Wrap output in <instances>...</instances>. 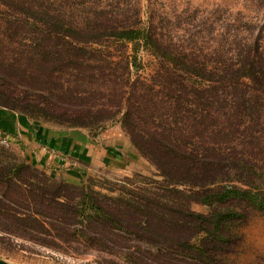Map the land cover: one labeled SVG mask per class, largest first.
Segmentation results:
<instances>
[{"label": "trees", "instance_id": "1", "mask_svg": "<svg viewBox=\"0 0 264 264\" xmlns=\"http://www.w3.org/2000/svg\"><path fill=\"white\" fill-rule=\"evenodd\" d=\"M69 5L0 0V46L10 49L0 51V107L72 127L116 120L157 172L136 174L118 198L0 163V216L37 234L79 233L134 264L222 262L246 207L264 211V63L254 51L211 62L151 26ZM140 42L158 60L148 77L132 76L140 63L129 44Z\"/></svg>", "mask_w": 264, "mask_h": 264}, {"label": "rangeland", "instance_id": "2", "mask_svg": "<svg viewBox=\"0 0 264 264\" xmlns=\"http://www.w3.org/2000/svg\"><path fill=\"white\" fill-rule=\"evenodd\" d=\"M69 2V11L82 15L111 14L126 17L127 24L134 27L151 26L166 43L195 50L201 59L215 62L224 58L233 61L247 56L248 51H254L256 59L264 63V0ZM0 47L1 52L10 50ZM129 54H136L140 63L138 71L133 72L132 76L148 77L154 74L158 60L146 51L141 42L140 45L129 44ZM13 112L16 122L20 118L24 120L25 115ZM27 118L31 121L26 123L31 127L45 126L56 136L78 140L79 147L88 149L87 152L90 151L92 155L77 158L69 150L61 151L68 155V162L38 167L28 161L20 138L12 135L7 145L0 142V163L19 164L25 161L53 181L67 182L73 186L70 188L72 193L77 192L79 187L87 192L92 190L118 198L123 197L124 186L141 181L136 174L150 176L157 172L139 154L116 120H110L101 127H72L46 121L42 117ZM2 136L0 133V138ZM2 195L3 187L0 186V203L5 202ZM190 207L203 214L213 208L200 202H192ZM0 224L4 228L0 231V261L5 264H134L122 259L116 249L85 243L79 233L63 234L61 237H53L45 231L37 234L27 231L26 226L10 216H0ZM236 229L239 239L218 264H264V211L246 207L245 217ZM150 259L153 262L156 258L152 256ZM161 260L162 264H198L197 259L183 256H177L172 261L165 256Z\"/></svg>", "mask_w": 264, "mask_h": 264}, {"label": "crops", "instance_id": "3", "mask_svg": "<svg viewBox=\"0 0 264 264\" xmlns=\"http://www.w3.org/2000/svg\"><path fill=\"white\" fill-rule=\"evenodd\" d=\"M15 112L0 108V133L7 138L15 136L20 138L29 162L38 167L46 165L55 166L59 162H68L66 152L81 158L83 155H92L91 152L79 147L78 140L56 136L45 126L31 127L26 121H31L23 116L24 120L16 122ZM56 136V137H54ZM14 137V138H15ZM84 153V154H83ZM109 161V160H108Z\"/></svg>", "mask_w": 264, "mask_h": 264}, {"label": "built area", "instance_id": "4", "mask_svg": "<svg viewBox=\"0 0 264 264\" xmlns=\"http://www.w3.org/2000/svg\"><path fill=\"white\" fill-rule=\"evenodd\" d=\"M0 142H1L2 144H4V145H7V144H8V138L2 136V137L0 138Z\"/></svg>", "mask_w": 264, "mask_h": 264}, {"label": "water", "instance_id": "5", "mask_svg": "<svg viewBox=\"0 0 264 264\" xmlns=\"http://www.w3.org/2000/svg\"><path fill=\"white\" fill-rule=\"evenodd\" d=\"M0 264H5V263H3V262L0 261Z\"/></svg>", "mask_w": 264, "mask_h": 264}]
</instances>
